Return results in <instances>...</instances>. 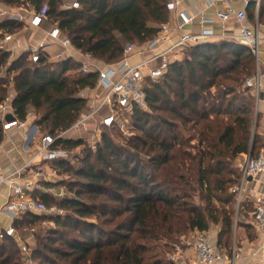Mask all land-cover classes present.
Listing matches in <instances>:
<instances>
[{
    "label": "trees",
    "instance_id": "16d2710c",
    "mask_svg": "<svg viewBox=\"0 0 264 264\" xmlns=\"http://www.w3.org/2000/svg\"><path fill=\"white\" fill-rule=\"evenodd\" d=\"M79 2L81 9L68 10L63 0H0L9 7L27 3L57 25L77 51L104 65L122 61L128 45L144 46L155 39L169 21L167 0ZM255 6L249 4L246 11L252 23ZM258 21L264 26V0ZM24 25L6 19L0 31L17 35ZM185 51L160 81L147 83V109L158 115L142 108L133 111L142 136L127 145L148 157L147 163L123 159L104 135L96 154L99 166L88 159L77 171L82 182L67 187L72 197L34 191L44 205L55 204L65 215L52 218L54 228L40 233L34 229L42 221L38 215L26 213L14 222L36 240L33 264H174L165 258L174 246L212 226L220 229L219 245L233 242L237 210H245L243 202L237 209L232 193L241 179L235 165L249 154L257 156L264 141L255 95L246 87L257 72V59L250 48L232 40L204 42ZM79 69L74 60L52 63L42 57L33 65L29 53L11 60L10 53L0 52V102L14 89L12 115L25 121L33 110L39 115V132L58 137L85 113L87 99L80 94L98 81L96 73L68 75ZM3 139L0 119V143ZM193 142L197 145L190 148ZM82 146V139L62 138L53 149ZM52 164L58 169L66 165ZM0 264H26L16 237L0 238Z\"/></svg>",
    "mask_w": 264,
    "mask_h": 264
},
{
    "label": "built area",
    "instance_id": "2783aa9c",
    "mask_svg": "<svg viewBox=\"0 0 264 264\" xmlns=\"http://www.w3.org/2000/svg\"><path fill=\"white\" fill-rule=\"evenodd\" d=\"M207 5L212 7H221L222 10L217 13V17L227 22L231 19H236L240 24L239 32L232 40L248 47L254 53L257 59V72L254 77L247 79L246 87L251 89L256 99V116L259 115V105L261 103L262 84L259 74V64L261 47L264 39L261 37L260 24L258 21L254 26H247V15L243 10H235L234 0H204ZM252 0H247V5ZM64 8L68 10H79L81 5L79 0H63ZM260 6V0L257 4ZM177 3H169L167 9L169 13H177L181 22L179 29L182 30L193 22V17L186 12L178 11ZM7 13H0L1 17L8 16ZM10 20L24 23L26 27L31 29H41L46 22L44 14H36L31 11L26 18L19 16L10 17ZM206 23L207 21H204ZM209 23V21L207 22ZM213 36L212 31H203L199 34H183L178 41H173L171 38V29L168 23L161 26L158 36L144 46L128 45L124 51L122 61L114 65H105L99 67L93 62L95 61L90 55L82 54L77 51L71 40L65 37L57 25L51 26L44 40L40 45L34 48H27L26 53H29V61L36 65L40 63L42 57H45L52 63L63 61H77L81 59L84 75L96 73L98 81L94 88L95 96L91 99L92 107L88 114H83L78 121L74 122L67 130L63 131L58 137H53L49 134L41 135L38 142V156L44 162L53 163L60 159L62 151L53 149L58 139L65 138L71 131L81 130L86 128L91 122H99L102 127H112L118 123L120 113H133L134 109H147V92L146 87L148 82H158L167 73L169 66L176 61H179V56L190 48L208 41ZM17 35L8 32L0 31V52L13 53L14 43ZM169 45L168 48L162 50L163 47ZM133 55L142 57L140 63L132 65L129 59ZM14 96L9 95L4 101L0 102V119L3 121L4 129L14 126L20 129L29 127L30 116L25 121H20L15 118V122L7 124L5 118L13 114L12 102ZM104 109L108 112L102 115ZM100 117V118H99ZM99 118V120H97ZM98 132L100 133L99 129ZM28 166L17 172L18 179L26 172ZM241 179L239 184L232 189V193L237 195V206L243 202L246 186L250 178H258L264 175V154L260 153L257 156L249 154L245 162L240 168ZM40 176V173L34 172V178ZM8 184L13 189V196L10 197L7 203L0 209V212L7 216L12 222L11 226L5 230H0V238L16 237L18 241L23 238L17 234L14 222L21 219L26 213L35 215H47L56 212V208L49 209L38 198L34 197L35 182L26 181L23 186L16 183L15 179L5 177L0 172V187ZM56 197L63 198L66 195L62 192L55 194ZM57 216H63V211H58ZM252 222L255 228L264 235V203H259L255 206L252 214ZM33 232V231H32ZM23 242V241H22ZM262 247H264V242ZM180 246L175 245L174 250H179ZM196 251L197 264H234L237 253L233 249L231 256L224 259L222 254L217 250L212 242V237L209 233L198 232L194 245ZM22 252L26 258V264H33L30 256L31 250L25 245L22 246ZM171 260L172 255H169Z\"/></svg>",
    "mask_w": 264,
    "mask_h": 264
},
{
    "label": "crops",
    "instance_id": "0c3cea01",
    "mask_svg": "<svg viewBox=\"0 0 264 264\" xmlns=\"http://www.w3.org/2000/svg\"><path fill=\"white\" fill-rule=\"evenodd\" d=\"M259 0H252L251 3H256L255 6V21L252 23L247 21V26H254L258 21V16L261 7L258 8ZM177 3L178 11L186 12L188 15L193 17L192 24L183 27L182 30L179 29L181 24L177 13H170L168 25L171 29V38L173 41H178L179 37L183 34H199L203 31H212L213 36L211 39L205 42H217L222 40H232L236 36L240 29V24L236 19H231L230 21L223 22L217 17V13L222 10L221 7L210 8L204 0H167V4ZM235 10L247 11L248 5L247 0H234L233 4ZM204 21H209V23H204ZM259 23V21H258ZM27 28V32L24 34L27 40H24L22 36L17 35L14 43V56L18 54H23L26 52L27 48L37 47L44 40L47 32L50 30L51 25L45 23L41 29H31ZM261 37L264 39V26L260 25ZM166 45L162 50L168 48ZM260 64H259V74L261 77L262 84V94L264 95V42L261 47ZM13 56V57H14ZM19 57V56H18ZM17 59V58H15ZM14 60V59H13ZM142 57L139 55H133L129 62L132 65L140 63ZM78 63L82 60L78 59ZM93 64L97 65L95 61ZM99 66V65H97ZM101 67V66H99ZM259 105V114H261V121L259 127V134L264 140V97L262 98ZM10 95L15 96L14 89H11ZM90 109L92 103L89 104ZM88 127L81 130L71 131L65 138L75 139L78 137L75 133L84 131L88 132ZM36 123L34 121L29 122V127L26 129H20L14 126H10L4 129V139L0 143V172L5 177H11L16 180V183L20 186L26 181H34V190L42 194H52L53 192L43 186L45 183L53 182L51 179H47L46 174L49 172L56 174L55 171L51 170L49 164L50 162H44L38 156V142L40 138V132ZM96 128V127H95ZM94 128L95 136H97L98 129ZM260 153L264 154V143L260 149ZM246 157H243L237 161L238 166L245 162ZM28 166L26 172H24L19 179L17 178V172ZM34 172L40 173V176L34 178ZM45 182V183H44ZM13 189L8 185H3L0 187V209L7 203L8 199L13 196ZM61 193V192H60ZM59 194V193H54ZM264 203V175L258 178H250L248 180L246 191L244 193L243 204L245 210L239 212L237 210V215L235 219V230L233 242L228 245H219V232L220 229L216 226H212L210 231L207 232L212 237V242L218 248V251L222 254L224 259H228L233 249L236 250L237 258L234 264H264V247H262L264 242V235L259 232L252 222V214L254 208L259 203ZM12 222L10 219L0 212V230H5L11 226ZM198 232L191 234L189 238L184 240L179 244L180 249L174 250L172 253L174 264H197L196 251L194 249L196 236ZM18 238V236H17ZM23 241V242H22ZM22 241V246H26L31 250L35 243V238L32 235L27 236Z\"/></svg>",
    "mask_w": 264,
    "mask_h": 264
},
{
    "label": "rangeland",
    "instance_id": "374dc122",
    "mask_svg": "<svg viewBox=\"0 0 264 264\" xmlns=\"http://www.w3.org/2000/svg\"><path fill=\"white\" fill-rule=\"evenodd\" d=\"M30 12H31V7L27 3L22 4V5H17V6H10V7L5 6L4 4L0 3V13L9 14L8 16H5V17L0 16V22L4 21L6 19L10 20V17H13V16H19L22 18H26V16H28V14ZM16 22H19V21H16ZM25 26L26 25L23 26V28L21 29V31H19V33L17 35L22 36V37L24 36V34L27 32V28ZM23 39L27 40V37L24 36ZM232 41H234V40H232ZM184 52H186V51H184ZM183 53H182V55L179 56L180 60L183 59ZM10 54H11V60H13L15 58H19L22 55V54H18V55L14 56L13 53H10ZM25 54H26V52H25ZM95 63L101 67L105 66L103 63H100L96 60H95ZM82 69H83V66H82V64H80L79 70H76L75 72H71L68 75H70L72 78L73 77H79V75H81V74L84 75ZM164 90H167L166 87H164ZM80 96L87 99V108H86L85 113H83V114H88L90 112L89 104L91 102V99H94L95 91H94V89L85 90L84 92H82L80 94ZM142 111L144 113H149V115L150 114H153L155 116L158 115V114H155L154 111H151L149 109H143ZM107 112H108V109H104L101 117L103 115H105ZM29 116H30L29 117L30 122L34 121L36 123L39 115L37 113H35V111L31 110V112H29ZM99 118L97 120H99ZM88 126H89L88 132H84L83 130L80 132H77V131L75 132L78 136V137H75V139H82L84 141V146L77 148L75 150H63L62 151L63 153H62L60 159L57 161H64L66 163V165L63 169L56 168L55 165L52 163L49 164V166L51 167V170L55 171V173H56V174H52L49 172V175L46 174V177H45V178L51 179L53 181V182H49V185L52 187H50V188L47 187L53 192V196H54V193H60V192L61 193L63 192L65 195H67L69 197H72L74 195V192L73 193L67 192V187L69 188L70 185H72V184L82 182V180L76 175V173H77V171H79L80 169L85 167L88 159H90L88 161V163L94 164L97 167L99 166L96 163V154H97L99 149L103 148V136L104 135H106L113 142V144L118 149H120L122 151L121 155H122L123 159H128L130 161H133L134 163H147L149 161L148 157H146L144 154H140L139 151L134 150L133 146L127 145V143L131 142V140H134L136 137L142 136V134L138 131V129L135 125V119L133 118V113H131V114L120 113V115L118 117V123L115 125V127L113 129L112 128L106 129V128L100 126L99 122H95V123L91 122L88 124ZM94 128L96 130L99 129V131H100V133H98L97 136H95ZM46 134H48L47 131H42V132L40 131V135H46ZM262 143H264V141ZM196 145H197V143L193 142L190 144L189 147L190 148L195 147ZM189 151L191 153H194L193 149H189ZM259 154H260V152H259ZM238 165L239 164L236 163L235 167L237 169H240L243 164L240 166H238ZM65 170H67L69 172L65 173ZM46 184H48V183H45L43 186H45ZM73 189L75 191L78 188L74 187ZM51 196H52V194H51ZM195 202H196V204H199V202L197 200H195ZM47 207L49 209L56 208V212H52L50 214L40 216V217H42V221L39 222L38 224H36V226L34 227V229L38 233L42 232L43 230L54 228V223L51 222V219L54 217H61V216L56 215V213H58V211L59 212L63 211L64 215H65V211L63 209L58 208L55 204L47 205ZM237 209H238V206H237ZM92 222H95V220H92ZM106 228L109 229L110 227H106ZM16 231H17V234L19 236H21L22 238L23 237L26 238L31 233L30 231H28V232L25 231L24 228L18 229V230L16 229ZM35 245H36V240H35L33 247H31V252H32V249L35 247ZM166 257L169 258V256H167V255L165 256V258Z\"/></svg>",
    "mask_w": 264,
    "mask_h": 264
},
{
    "label": "water",
    "instance_id": "95a60500",
    "mask_svg": "<svg viewBox=\"0 0 264 264\" xmlns=\"http://www.w3.org/2000/svg\"><path fill=\"white\" fill-rule=\"evenodd\" d=\"M264 97V95L262 94V98ZM15 117L12 115V114H10V115H8L6 118H5V122L7 123V124H12V123H14L15 122ZM36 130V132H37V128L35 129Z\"/></svg>",
    "mask_w": 264,
    "mask_h": 264
}]
</instances>
